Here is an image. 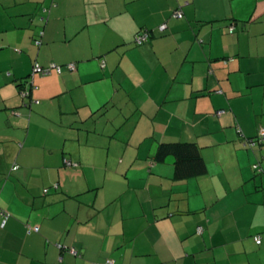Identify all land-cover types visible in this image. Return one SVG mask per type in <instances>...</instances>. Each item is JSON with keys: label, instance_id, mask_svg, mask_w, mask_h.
Returning a JSON list of instances; mask_svg holds the SVG:
<instances>
[{"label": "crops", "instance_id": "1", "mask_svg": "<svg viewBox=\"0 0 264 264\" xmlns=\"http://www.w3.org/2000/svg\"><path fill=\"white\" fill-rule=\"evenodd\" d=\"M262 127L264 0H0V264H264Z\"/></svg>", "mask_w": 264, "mask_h": 264}, {"label": "trees", "instance_id": "2", "mask_svg": "<svg viewBox=\"0 0 264 264\" xmlns=\"http://www.w3.org/2000/svg\"><path fill=\"white\" fill-rule=\"evenodd\" d=\"M176 11H178V10H176ZM175 12L173 13V15L175 14ZM231 29H232V26L230 27V30ZM142 34H148V38L146 40H144L142 43H138L137 37L139 35H142ZM150 36H151V33L148 29L141 30L136 34L135 42L137 45H142L149 40ZM35 44L38 46H40L42 44V35L35 39ZM54 64H56V63H54ZM36 65H41L44 68L50 66V65L45 66V65H42L40 63H35L34 67ZM56 65H59V64H56ZM59 66H62V65H59ZM55 71H57V70H55ZM58 73H61V72H58ZM34 74L32 73L31 74L32 76L26 77L23 80V82L20 84L22 86V89L20 91L21 92L20 94L22 96H29L32 92V89L35 87L34 80H33ZM41 74H43V73H41ZM43 75H45V74H43ZM169 155L174 156L175 164L177 167V172L182 177L198 176V175L204 174L207 171V164H206L204 157L202 155L201 148L196 142L178 141V142H162V143H160L158 150L156 152V155H155L156 160L164 161ZM45 192H47V190H45ZM0 215L2 217L1 224H2V226H4L6 219L10 216V213L8 211L0 208ZM28 229H29L28 231H32L33 229L38 230L39 228H38V226L33 227V226L28 224ZM254 238H255V241L257 244H260L262 242L261 235H255ZM257 239H260V242H257ZM57 245L60 249L68 250L70 253H72L71 252L72 247H70V246L68 247V246H65V245L60 244V243ZM73 249H75V248L73 247ZM75 250L77 251V253L76 254L72 253V254L77 256L79 252L77 249H75ZM109 260H111V259H108L106 261L107 264H109L108 263ZM97 264H99V263H97Z\"/></svg>", "mask_w": 264, "mask_h": 264}, {"label": "built area", "instance_id": "3", "mask_svg": "<svg viewBox=\"0 0 264 264\" xmlns=\"http://www.w3.org/2000/svg\"><path fill=\"white\" fill-rule=\"evenodd\" d=\"M176 17H179V16H181L182 15V11H180V10H178V11H176L175 12V14H174ZM165 28V25H162L161 26V29H164ZM233 28V27H232ZM148 38V34H142V35H139L138 37H137V42L138 43H142L144 40H146ZM68 69H71V70H73V69H75V64H68L67 66H66ZM52 70H57L58 72H62L63 71V66H59V65H56V64H54V63H51L50 64V66H48V67H42L41 65H36L35 67H34V71H33V73H43V74H47V73H50ZM222 113V111H218L217 112V114L218 115H220ZM256 141H259L260 143H262L263 141H264V127H262L261 129H260V131H259V134H258V138L257 139H249L248 141H247V143L249 144V146H255L256 145ZM67 164L69 165V164H71V162H67ZM255 166H257V165H255ZM201 229H199V231H200ZM257 242H260V239H257ZM71 252L72 253H74V254H76L77 253V251L75 250V249H71ZM113 262L114 261H112V260H109L108 261V263H112L113 264Z\"/></svg>", "mask_w": 264, "mask_h": 264}, {"label": "rangeland", "instance_id": "4", "mask_svg": "<svg viewBox=\"0 0 264 264\" xmlns=\"http://www.w3.org/2000/svg\"><path fill=\"white\" fill-rule=\"evenodd\" d=\"M239 102H243V103H246V100H244V99H240V101ZM42 133H44L43 131H41ZM258 138V136L257 137H255V139H257ZM257 144H260V142L259 141H256V145ZM252 147H254V146H252ZM65 162V161H64ZM65 167V169H68V168H71L72 169V167H68V166H64ZM104 171H108V169L107 168H105L104 167ZM109 173H108V176H110V177H112L113 175L110 173V170L108 171ZM120 176H123V174H119ZM64 176V175H63ZM119 177V176H118ZM46 180H48V178H46V176H45V180H41L40 181V183H42L43 181H46ZM39 185V184H38ZM44 187H47V188H45L44 189V191H43V188ZM53 187H55V184H53L52 185V183H51V185H50V183L49 184H46V185H44V186H42V189H41V191H43L42 193H41V195H46V193L47 192H45V190H47V191H50L49 193H50V195H54V193H56V192H54L55 190L53 189ZM103 192H104V190H102ZM100 192V193H103V192ZM45 192V193H44ZM58 194H60V190H59V193ZM86 195H92L91 194V192L90 193H87ZM101 197H103L102 196V194H100V198ZM70 247H72V246H70Z\"/></svg>", "mask_w": 264, "mask_h": 264}]
</instances>
